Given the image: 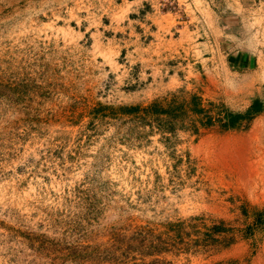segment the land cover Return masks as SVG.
Instances as JSON below:
<instances>
[{
  "label": "rangeland",
  "instance_id": "1",
  "mask_svg": "<svg viewBox=\"0 0 264 264\" xmlns=\"http://www.w3.org/2000/svg\"><path fill=\"white\" fill-rule=\"evenodd\" d=\"M211 8L0 0V264H264V42Z\"/></svg>",
  "mask_w": 264,
  "mask_h": 264
},
{
  "label": "crops",
  "instance_id": "2",
  "mask_svg": "<svg viewBox=\"0 0 264 264\" xmlns=\"http://www.w3.org/2000/svg\"><path fill=\"white\" fill-rule=\"evenodd\" d=\"M211 6L220 30L230 37L228 39L246 45L250 39L256 42L254 36L260 31V39L264 42V0H211ZM254 21H259L261 25L255 29L249 28V24ZM241 54L244 64L259 62L257 54H253V58L244 51Z\"/></svg>",
  "mask_w": 264,
  "mask_h": 264
},
{
  "label": "bare ground",
  "instance_id": "3",
  "mask_svg": "<svg viewBox=\"0 0 264 264\" xmlns=\"http://www.w3.org/2000/svg\"><path fill=\"white\" fill-rule=\"evenodd\" d=\"M260 122L262 121L260 120ZM251 136L254 137L257 142L262 140L260 126L258 124H256V126L254 127ZM261 143H264V142L260 141L259 143H257V148L253 149L251 152L249 150L248 151L245 150V148H242L241 151L239 152V155H240L239 160L242 166L241 168L242 176L247 177V179L251 182V185H253L258 178H261V175H262L261 166L264 163L263 161L264 145L262 146Z\"/></svg>",
  "mask_w": 264,
  "mask_h": 264
},
{
  "label": "trees",
  "instance_id": "4",
  "mask_svg": "<svg viewBox=\"0 0 264 264\" xmlns=\"http://www.w3.org/2000/svg\"><path fill=\"white\" fill-rule=\"evenodd\" d=\"M261 109V104L259 100H255L251 107L247 111V116L250 117L252 114L256 111H259ZM168 108H165L161 106L158 102H153L151 105L146 107L141 106H132L127 109L128 113H135L138 117L141 119L147 120L149 119L151 122L158 123L160 125L159 118H153L155 114L159 116L162 113H166ZM235 121L234 116H231L229 119V122L226 124L227 126L233 125V122Z\"/></svg>",
  "mask_w": 264,
  "mask_h": 264
}]
</instances>
